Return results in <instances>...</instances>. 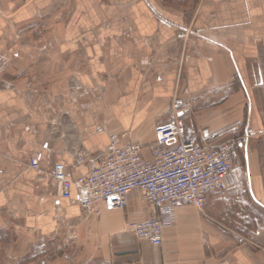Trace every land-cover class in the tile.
Wrapping results in <instances>:
<instances>
[{
  "label": "crops",
  "instance_id": "crops-1",
  "mask_svg": "<svg viewBox=\"0 0 264 264\" xmlns=\"http://www.w3.org/2000/svg\"><path fill=\"white\" fill-rule=\"evenodd\" d=\"M1 6L0 51L16 55L0 77V263L47 243L57 252L49 262L24 264H264V0ZM39 14L52 20L47 51L21 46L17 32ZM184 25L201 33L177 39ZM176 98L186 133L199 142H231L248 127L256 134L235 148L226 186L208 194L204 213L174 208L160 245L126 227L152 214L145 198L86 212L73 186L65 198L48 173L39 178L27 166L39 153L44 170L59 161L84 177L109 135L120 146L140 144L148 158Z\"/></svg>",
  "mask_w": 264,
  "mask_h": 264
},
{
  "label": "built area",
  "instance_id": "built-area-1",
  "mask_svg": "<svg viewBox=\"0 0 264 264\" xmlns=\"http://www.w3.org/2000/svg\"><path fill=\"white\" fill-rule=\"evenodd\" d=\"M201 33L199 27L182 26L177 39L187 40ZM9 59L0 53V73ZM182 101H172V121L155 127L156 142L151 155L145 158L138 143L118 145L115 135L84 177H74L66 164L54 162L48 171L40 165V154L28 157L27 166L39 178L48 173L59 194L70 197L73 186L80 207L86 212L126 210L133 194L143 197L153 210L143 221H127L126 227L138 239L154 245L162 242L163 231L172 224V212L180 205H191L204 213L207 196L224 190L235 162V148L245 150L246 143L256 132L246 128L243 135L231 142H199L194 134H187L180 108ZM97 126L96 131H102ZM85 158H80L82 162Z\"/></svg>",
  "mask_w": 264,
  "mask_h": 264
},
{
  "label": "rangeland",
  "instance_id": "rangeland-1",
  "mask_svg": "<svg viewBox=\"0 0 264 264\" xmlns=\"http://www.w3.org/2000/svg\"><path fill=\"white\" fill-rule=\"evenodd\" d=\"M17 4L18 0H12ZM2 0H0V14L4 11L3 7L1 6ZM60 14L59 16L56 17V19H60ZM52 20H49L44 14H39L38 17L33 19L31 22H26L21 24L20 26L17 27V32L19 35V39L21 40V46H34L42 51H47L51 48L52 43L49 41L47 38V35L49 34L50 31V26H51ZM0 53H6L9 59L8 64L5 66L4 70L2 73H0V77L3 75L5 70L8 68L10 65V60H12V56L16 54H10L9 52L6 51H0ZM12 55V56H11ZM32 62L35 61L33 58L31 59ZM87 94L86 90H81L79 92V97L85 96ZM70 102L77 101V95L70 97L69 99ZM65 108H60L61 111H63ZM133 195V194H132ZM144 199V198H143ZM148 203V202H147ZM149 205V204H148ZM129 207V206H128ZM128 209V208H127ZM37 249L29 252L27 256H24L22 260L16 261V264H24L28 262L29 260L32 259H39V263L44 261H50V259L57 253L50 249L49 244L45 243H38L37 244ZM72 253V252H71ZM72 255V254H71ZM8 257V256H7ZM2 259V257H1ZM16 260V259H15ZM38 261V260H37ZM14 259L11 258L10 256L7 258V260L3 261V263L0 264H13ZM42 264V263H41Z\"/></svg>",
  "mask_w": 264,
  "mask_h": 264
}]
</instances>
